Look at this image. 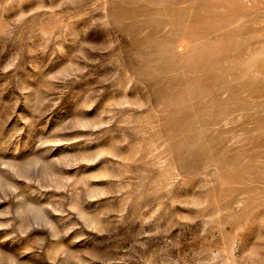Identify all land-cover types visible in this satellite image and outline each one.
Masks as SVG:
<instances>
[{
  "label": "rangeland",
  "instance_id": "rangeland-1",
  "mask_svg": "<svg viewBox=\"0 0 264 264\" xmlns=\"http://www.w3.org/2000/svg\"><path fill=\"white\" fill-rule=\"evenodd\" d=\"M0 264H264V0H0Z\"/></svg>",
  "mask_w": 264,
  "mask_h": 264
}]
</instances>
